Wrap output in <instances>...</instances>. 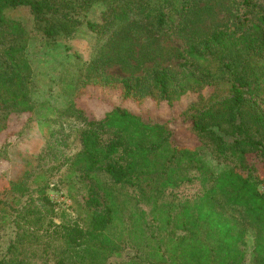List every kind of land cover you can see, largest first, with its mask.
<instances>
[{
	"label": "trees",
	"instance_id": "obj_1",
	"mask_svg": "<svg viewBox=\"0 0 264 264\" xmlns=\"http://www.w3.org/2000/svg\"><path fill=\"white\" fill-rule=\"evenodd\" d=\"M76 1L77 10H87L95 2L104 6L99 23L86 22L98 39L90 62L77 66L82 84L112 87L123 101L137 105L149 100L169 107L209 89V95H200L197 102L204 104V110L199 112L195 106L186 110H195L193 133L208 139L215 156L233 157L249 173L244 175L235 167L216 171L195 148L171 143L168 122L145 123L129 111L112 109L86 122L79 133L81 151L70 164L94 181L110 205L91 212L84 228L64 226L59 234L54 232L60 247L58 260L52 264H102L118 252L109 235L113 222L119 220L112 194L116 187L135 188L151 206L153 219L159 221V234L165 233L151 242L143 239L151 264H243L249 248L254 264H264V191L260 189H264V176L256 165L264 168V112L247 99L251 84L257 85L264 74V12L252 32L237 34L236 29L221 28L191 42L181 54L180 71L154 68L142 76L115 78L105 75L104 69L109 63L120 64L118 48L114 49L120 40L133 32L153 40L173 34L200 0ZM67 4L74 5L75 0H0V103L11 113L31 114L35 105L32 71L23 47L7 43V39L20 38L24 30L7 20L4 11L29 7L37 29L53 37L57 32L69 34L80 23L69 14L54 17L62 8L70 10ZM188 169L196 176H187ZM96 172L108 177L109 187L95 180ZM195 178L201 186L197 198L177 206L156 203L168 188ZM20 185L2 181L3 190L18 187L20 191ZM134 213L138 214H134L133 228L144 235L145 211ZM16 254V248H9L0 264H34Z\"/></svg>",
	"mask_w": 264,
	"mask_h": 264
},
{
	"label": "rangeland",
	"instance_id": "obj_2",
	"mask_svg": "<svg viewBox=\"0 0 264 264\" xmlns=\"http://www.w3.org/2000/svg\"><path fill=\"white\" fill-rule=\"evenodd\" d=\"M76 4H79L76 0L74 5L67 4L70 10L62 8L54 17L69 14L80 23L69 34L57 32L53 37L37 29L39 24L29 7L4 11L7 20L19 23L24 30L20 38L7 39V43L15 42L23 47L32 71L31 99L35 110L31 114L11 113L0 103V258L14 247L16 257L25 262L52 264L59 257L57 235L62 227L84 228L91 212L101 211L104 204L110 205L94 181L70 164L81 151L79 133L86 122L100 119L112 109L129 111L145 123L168 122L171 143L195 148L216 171L235 167L244 175L249 173L240 168L233 157L215 156L208 139L193 133L191 120L195 110H186L193 106L199 112L204 110V104L197 102L200 95H209V89L189 94L169 107L149 100L137 105L123 101L119 91L112 87L82 84L77 66L90 62L98 39L86 22L99 23L104 6L95 2L87 10H77ZM262 12L264 0L248 3L244 0H200L185 14L181 28L173 34L153 40L144 34L128 33L114 46L115 50L118 48V55L115 54L120 64L109 63L104 69L105 75L115 78L142 76L154 68L165 67L180 71L181 54H185L191 42L221 28L236 29L237 34L252 32ZM262 61L264 70V59ZM250 89L248 101L264 112V74ZM256 165L264 176V168L260 163ZM185 171L187 176H196L194 170ZM94 176L104 187H109L110 180L105 174L96 172ZM3 179L20 182L21 190L18 187L3 190ZM260 189L264 191L262 186ZM200 192V182L195 178L168 188L156 203L177 206L184 200L197 198ZM112 194L116 197L119 220L113 222L109 235L119 250L102 264H151L143 239L151 242L152 238L165 234H159L160 224L153 219L151 206L135 188L116 187ZM139 209L145 211L144 235L133 228L134 214H138L134 211ZM243 264H254L250 248L246 250Z\"/></svg>",
	"mask_w": 264,
	"mask_h": 264
}]
</instances>
